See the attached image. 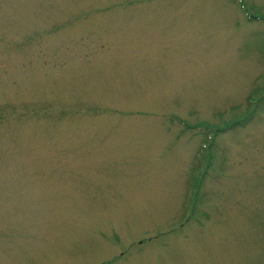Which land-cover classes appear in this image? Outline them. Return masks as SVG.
Returning <instances> with one entry per match:
<instances>
[{"label":"rangeland","instance_id":"1","mask_svg":"<svg viewBox=\"0 0 264 264\" xmlns=\"http://www.w3.org/2000/svg\"><path fill=\"white\" fill-rule=\"evenodd\" d=\"M0 264H264V0H0Z\"/></svg>","mask_w":264,"mask_h":264}]
</instances>
